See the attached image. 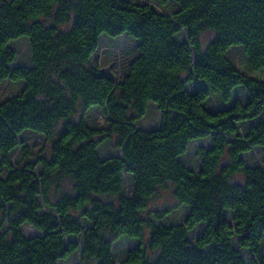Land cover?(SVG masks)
Listing matches in <instances>:
<instances>
[{"label":"trees","instance_id":"1","mask_svg":"<svg viewBox=\"0 0 264 264\" xmlns=\"http://www.w3.org/2000/svg\"><path fill=\"white\" fill-rule=\"evenodd\" d=\"M104 37L135 44L119 71ZM263 72L264 0H0V264H264Z\"/></svg>","mask_w":264,"mask_h":264},{"label":"rangeland","instance_id":"2","mask_svg":"<svg viewBox=\"0 0 264 264\" xmlns=\"http://www.w3.org/2000/svg\"><path fill=\"white\" fill-rule=\"evenodd\" d=\"M143 1V0H138ZM209 37L208 35H204L202 37V42L206 43L208 41ZM12 45L15 47L18 55L16 59L17 65H24L28 66L30 64V53L28 50V47L26 46V43L24 40H17L12 43ZM135 54V44L127 39L126 37H117V38H102L99 43V48L94 53L93 59L94 63L100 64L103 68H106L110 71H119L123 64H125L128 60L132 59ZM231 56L238 61V67L241 71H245V66L243 64V61L240 60L239 53L237 50L231 51ZM252 73H249L250 75ZM252 77H260L264 76V72L261 74H255L253 73L251 75ZM20 89L19 83H13V82H4L0 86V102L4 99H7L17 93ZM104 119L100 116V113L95 110H90L86 116V122L88 125L93 127H101L104 126ZM154 114H150V116H146L144 119L140 120L138 126L143 128H151L154 125ZM34 140L30 139L29 144L33 143ZM207 141L205 139H200L193 141L189 144V150L188 153L185 156V159L190 163L197 162L196 159V149L200 146H207ZM100 150L103 154H112L113 151L108 146V144H102L100 147ZM241 180V176H236L234 178V181ZM150 209L151 210H167L169 212L168 215L164 217L163 222L166 223H174L178 220V217L181 216V213L183 212L182 206H179L172 198L171 196V190L167 187L160 190L159 193H157L156 197L151 200L150 203ZM22 232L28 236L33 237L36 235H40V233L36 230H34L30 226H23ZM131 240L128 239H122L121 241H116L114 243V258L116 261H118L121 256L124 254V252L132 246ZM59 264H79L77 260V255H72L66 260L61 261Z\"/></svg>","mask_w":264,"mask_h":264}]
</instances>
